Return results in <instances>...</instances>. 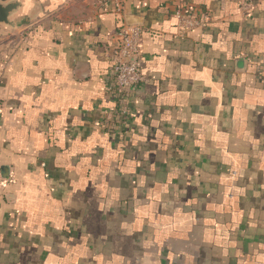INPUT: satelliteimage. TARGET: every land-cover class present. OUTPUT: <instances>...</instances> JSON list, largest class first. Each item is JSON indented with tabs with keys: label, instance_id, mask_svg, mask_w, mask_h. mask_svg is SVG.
<instances>
[{
	"label": "crops",
	"instance_id": "0c3cea01",
	"mask_svg": "<svg viewBox=\"0 0 264 264\" xmlns=\"http://www.w3.org/2000/svg\"><path fill=\"white\" fill-rule=\"evenodd\" d=\"M11 1L0 264H264V0ZM122 24L143 28L124 118Z\"/></svg>",
	"mask_w": 264,
	"mask_h": 264
},
{
	"label": "built area",
	"instance_id": "2783aa9c",
	"mask_svg": "<svg viewBox=\"0 0 264 264\" xmlns=\"http://www.w3.org/2000/svg\"><path fill=\"white\" fill-rule=\"evenodd\" d=\"M125 0H97L102 12L121 13ZM184 27L198 26L193 14L179 17ZM143 28L138 25L122 24L118 27L111 49V70L109 72L108 90L113 95V102L121 118L127 115L126 102L130 94L142 83L141 41ZM3 182L0 173V186Z\"/></svg>",
	"mask_w": 264,
	"mask_h": 264
},
{
	"label": "water",
	"instance_id": "95a60500",
	"mask_svg": "<svg viewBox=\"0 0 264 264\" xmlns=\"http://www.w3.org/2000/svg\"><path fill=\"white\" fill-rule=\"evenodd\" d=\"M7 1L0 0V24L12 27L13 24L9 21V17L20 7V4L17 1L6 3Z\"/></svg>",
	"mask_w": 264,
	"mask_h": 264
}]
</instances>
